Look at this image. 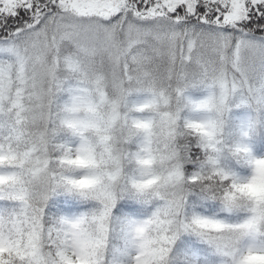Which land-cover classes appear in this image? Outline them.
Here are the masks:
<instances>
[{"label": "snow or ice", "instance_id": "6c2138e0", "mask_svg": "<svg viewBox=\"0 0 264 264\" xmlns=\"http://www.w3.org/2000/svg\"><path fill=\"white\" fill-rule=\"evenodd\" d=\"M0 264H264V0H0Z\"/></svg>", "mask_w": 264, "mask_h": 264}]
</instances>
